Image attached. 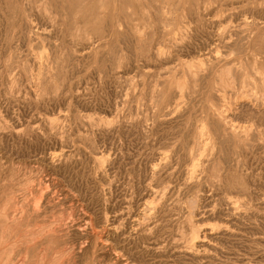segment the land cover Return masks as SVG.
<instances>
[{"label":"rangeland","instance_id":"374dc122","mask_svg":"<svg viewBox=\"0 0 264 264\" xmlns=\"http://www.w3.org/2000/svg\"><path fill=\"white\" fill-rule=\"evenodd\" d=\"M263 75L264 0H0V264H264Z\"/></svg>","mask_w":264,"mask_h":264},{"label":"bare ground","instance_id":"6f19581e","mask_svg":"<svg viewBox=\"0 0 264 264\" xmlns=\"http://www.w3.org/2000/svg\"><path fill=\"white\" fill-rule=\"evenodd\" d=\"M158 11H160V10H158ZM121 18H122V17H121ZM216 44H217V43H216ZM220 52H221V51H220ZM226 57H227V56H226ZM32 59H33V58H32ZM231 64H232V63H231ZM216 67H217V65H216ZM39 68H40V67H39ZM42 69H43V68H42ZM43 71H44V70H43ZM212 71H213V70H212ZM41 72H42V71H41ZM41 72H40V73H41ZM189 73H190V72H189ZM189 73H188V74H189ZM39 75H40V74H39ZM41 75L43 76L44 74L42 73ZM263 76H264V75H263ZM229 77H230V76H229ZM39 79H40V78H39ZM186 79H187V78H186ZM45 80H46V79H45ZM45 80H44V81H45ZM41 81H42V80H41ZM177 81H178V80H177ZM263 81H264V79H263ZM263 81H262V79H261V82H262V83H263ZM41 83H42V82H41ZM166 83H167V82H166ZM168 83H169V82H168ZM243 83H244V82H243ZM38 84H39V81H38ZM177 84H178V83H177ZM245 84H246V83H245ZM179 85H180V84H179ZM251 85H252V84H250V86H251ZM263 85H264V83H263ZM263 85H262V86H263ZM246 86H247V85H246ZM177 87H178V86H177ZM183 87H184V86H183ZM52 89H53V88H52ZM243 89H244V88H243ZM51 91H53V90H51ZM177 91H179V90L177 89ZM174 92H175V91H174ZM258 93H259V92H258ZM180 94H182V93H180ZM177 95H178V94H177ZM182 96H183V95H182ZM177 97H179V96H177ZM180 97H181V96H180ZM43 98H44V97H43ZM181 98H182V97H181ZM251 98H252V97H251ZM54 99H55V98H54ZM42 100H43V99H42ZM174 104H175V103H174ZM176 105H177V104H176ZM179 105H180V103H179ZM179 105H178V106H179ZM180 106H181V105H180ZM180 106H179V107H180ZM173 107H174V106H173ZM176 108H177V107H176ZM172 109H173V108H172ZM179 109H180V108H179ZM175 110H177V109H175ZM177 111H178V110H177ZM173 112H174V111H173ZM223 112H224V111H223ZM170 113H171V112H170ZM171 115H172V114H171ZM224 116H225V115H224ZM161 119H162V118H161ZM222 121H223V120H222ZM225 122H228V121H225ZM164 123H165V122H164ZM230 123H231V122H230ZM216 124H217V123H216ZM219 124H220V123H219ZM222 126H223V125H222ZM228 126H230V125H228ZM198 128H199V127H198ZM221 128H222V127H221ZM164 129H165V128H164ZM219 129H220V128H219ZM200 130H201V131H203V130L206 131L205 128H203V130H202V129H200ZM220 130H222V129H220ZM205 131H204V133H205ZM17 132H18V131H17ZM212 132H213V131H212ZM214 132H216V131H214ZM214 132H213V133H214ZM204 133H201V134H204ZM201 134H200V136H202ZM219 134H221L220 131H219ZM198 135H199V134H198ZM208 135H209V134H208ZM16 136H17V135H16ZM203 136H204V135H203ZM209 136H210V135H209ZM230 136H231V134H230ZM215 137H218V136L215 135ZM215 137H214V138H215ZM221 137H222V136H221ZM197 138H199V137H197ZM201 138H202V137H201ZM210 138H211V137H210ZM204 139H205V138H202V139L199 138V140H204ZM215 139H216V138H215ZM224 139H225V138H224ZM194 141H195V140H194ZM216 141H219V140H216ZM219 142H220V141H219ZM233 142H234V141H233ZM203 143H204V141H203ZM206 143H207V142H206ZM221 143H222V142H221ZM221 143H220V144H221ZM207 144H208V143H207ZM187 145H188V144H187ZM203 145H204V144H203ZM205 145H206V144H205ZM212 145H213V144H212ZM207 146H209V144H208ZM207 146H204L203 148L206 147V149H207ZM218 146H220V145H218ZM232 146H233V145H232ZM209 147H211V146H209ZM98 148H99V147H98ZM212 148H213V147H212ZM216 148H217V147H216ZM216 148H215V149H216ZM193 149H194V148H193ZM197 149H198V148H197ZM218 149H219V148H218ZM212 150H214V149H212ZM249 150H250V149H249ZM204 151H205V150H204ZM209 151H210V150H209ZM191 152H192V150H191ZM193 152H195V151L193 150ZM206 152H207V151H206ZM212 153H213V151H212ZM62 154H63V153H62ZM191 154L193 155V153H191ZM203 154H204V153H203ZM208 154H209V152H208ZM60 155H61V154H60ZM65 155H66V153H65ZM162 155H163V153L161 154V157H163ZM192 155H190V156H192ZM198 155H199V154H198ZM210 155L212 156L211 152H210ZM216 155H218V154H216ZM194 156H195V155H193L192 157H194ZM201 156H202V155H201ZM53 157H54V156H53ZM164 157H165V156H164ZM196 157H197V156H195V158H196ZM208 157H209V155H208ZM195 158H194V159H195ZM206 158H207V157H206ZM215 158H216V157H215ZM231 158H232V157H231ZM163 159H164V158H163ZM163 159H162V160H163ZM166 159H167V157H166ZM166 159H165V160H166ZM217 159H218V158H217ZM192 160H193V159H192ZM192 160H191V161H192ZM198 160H199V159H198ZM221 160H222V159H221ZM228 160H229V159H228ZM228 160H227V161H228ZM191 161H190V162H191ZM193 161H194V160H193ZM200 161H201V160H200ZM161 162H162V161L160 160V163H161ZM163 162H165V161H163ZM195 162H197L196 159H195ZM195 162H193L194 165L196 164ZM211 162H212V161H211ZM216 162H217V161H216ZM187 163H188V162H187ZM187 163H186V164H187ZM198 163H199V161H198ZM198 163H197V164H198ZM200 163H201V162H200ZM205 163H206V162H205ZM224 163H225V162H224ZM226 163H227V162H226ZM226 163H225V165H226ZM162 164H163V163H162ZM212 164H213V163H212ZM194 165H193V166H194ZM204 165H205V164H204ZM229 165H230V164H228V166H229ZM242 165H243V164H242ZM188 166H189V165H188ZM196 166H197V165H196ZM198 166H200V164H198ZM228 166H227V167H228ZM153 167H154V169H155V166H153ZM156 167H157V166H156ZM190 167H191V166H190ZM201 167H202V166H201ZM201 167H199V170H200V169L202 170ZM227 167H226V168H227ZM183 169H184V168H183ZM195 169H196V168H195ZM228 169H229V168H228ZM151 170H152V168H151ZM159 170H161V169L159 168ZM186 170H187V169H186ZM188 170H190V169H188ZM188 170H187V171H188ZM191 170H192V169H191ZM152 171H153V170H152ZM152 171H151V173H152ZM154 171H155V170H154ZM168 171H170V170H168ZM197 171H198V168H197ZM206 171H207V170H206ZM182 172H183V170H182ZM198 172H199V171H198ZM225 172H226V171H225ZM239 172H240V171H239ZM157 173H158V172H157ZM157 173H156V174H157ZM187 173H188V172H187ZM190 173H191V171H190ZM196 173H197L196 170H194V168H193V172L190 174L192 178H189L190 181H192L193 179L196 178ZM153 174H154V173H153ZM156 174H155V175H156ZM199 174H200V172H199ZM204 174H205V173H204ZM204 174H203V175H204ZM224 174H225V173H224ZM155 175H154V176H155ZM184 175H185V174H184ZM160 176H161V175H159V177H160ZM162 176H164V174H162ZM166 176H167V175H165V177H166ZM168 176H169V175H168ZM168 176H167V177H168ZM157 177H158V176H157ZM157 177H156V178H157ZM182 177H183V176H182ZM185 177H187V174H186ZM168 178H169V177H168ZM199 178H200V177H199ZM181 179H182V178H181ZM186 179H187V178H186ZM189 179H187V180H189ZM202 179L204 180V178H202ZM156 180H157V179H156ZM166 180H168V179H166ZM197 180H198V179H197ZM200 180H201V179H200ZM169 181H170V180H169ZM185 181H186V180H185ZM190 181H189V182H190ZM163 182H164V181H163ZM193 182H194V180H193ZM198 182H199V181H198ZM190 183H191V182H190ZM190 183H189V184H190ZM196 183H197V182H196ZM32 184H33V183H32ZM64 184H65V183H64ZM185 184H187V181H186ZM192 184H193V183H192ZM193 185H194V184H193ZM205 185H207V184H205ZM158 186H159V185H158ZM160 186H161V185H160ZM185 186H186V185H185ZM207 186H208V185H207ZM187 187H188V185H187ZM190 187H191V185H190ZM193 187H195V186H193ZM204 187H205V186H204ZM174 188H175V187H174ZM188 188H189V187H188ZM192 189H193V188H192ZM192 189H191V190H192ZM208 189H209V188H208ZM172 190H174V189H172ZM204 190H205V189H204ZM204 190H202V192H203ZM212 190H213V189H212ZM212 190H211V191H212ZM152 191H154V190H152ZM152 191H151V194H152ZM157 191H159V190H157ZM157 191H155L154 194H156ZM184 191H186V190H184ZM211 191H210V193H211ZM187 192H188V191H187ZM76 193H77V192H76ZM159 193H160V192H158V195H159ZM191 193H193V192H191ZM189 194H190V192H189ZM198 194H199V193H198ZM207 194H208V193H207ZM207 194H206V195H207ZM200 195H201V194H200ZM202 195H203V194H202ZM202 195H201V196H202ZM211 195H212V194H211ZM180 196H181V195H180ZM207 196H208V195H207ZM153 197H154V196H153ZM185 197H186V195H185ZM195 197H196V195H195ZM209 197H210V195H209ZM156 198H157V197H156ZM106 199H107V198H106ZM182 199H183V198H182ZM191 199H192V198H191ZM205 199H206V198H205ZM205 199H204V200H205ZM193 200H194V199H193ZM193 200H192V202H193ZM206 201H207V200H206ZM232 201H233V200H232ZM233 202H235V201H233ZM193 203H195V202H193ZM148 204H149V203H148ZM188 204H189V203H188ZM236 204H237V203H236ZM195 205H196V204H195ZM202 205H203V204H202ZM234 205H235V204H234ZM145 206H146V205H145ZM150 206H151V205H150ZM150 206H149V207H150ZM161 206H162V205H161ZM193 206H194V204H193ZM198 206H199V204H198ZM236 206H237V205H236ZM232 207H233V206H232ZM84 208H85V207H84ZM194 208H195V207H194ZM190 209H191V208H190ZM233 209H234V212H235L236 209H235L234 207H233ZM242 209H243V208H242ZM20 210H21V209H20ZM152 210H154V209H153V206H152ZM192 210H193V209H192ZM192 210H191V212H192ZM145 211H146V210H145ZM147 211H149V209H148ZM150 211H151V210H150ZM237 211H238V209H237ZM239 212H240V211H239ZM143 213H144V212H143ZM193 213H194V212H193ZM242 213H243V212H242ZM242 213H241V214H242ZM186 214H187V213H186ZM188 214H189V213H188ZM241 214H240V215H241ZM190 215L193 216L194 214H191V213H190ZM195 215H196V214H195ZM198 215H199V214H198ZM198 215H197V216H198ZM227 215H228V214H227ZM244 215H245V214H244ZM225 216H226V215H225ZM194 217H195V216H194ZM113 218H114V217H113ZM237 218H238V217H237ZM235 219H236V218H235ZM240 220H241V219H240ZM135 221H136V220H135ZM193 221H194V220H193ZM196 221H197V220H196ZM199 221H200V220H199ZM199 221H198V222H199ZM224 221H225V220H224ZM235 221H236V220H235ZM133 222H134V221H133ZM200 222H201V221H200ZM232 222H233V221H232ZM137 223H138V222H137ZM241 223H242V222H241ZM196 224H197V223H196ZM196 224H195L194 226H196ZM225 224H226V223H225ZM227 225H228V224H227ZM227 225H226V226H227ZM130 226H131V225H130ZM223 226H225V225H223ZM232 226H233V225H232ZM197 227H198V225H197ZM195 228H196V227H195ZM224 228H227V227H224ZM208 230H209V229H208ZM211 230L213 231V229H211ZM221 230H222V229H221ZM223 230H224V229H223ZM226 230H227V229H226ZM134 231H135V230H134ZM194 231H195V230H194ZM219 231H220V230H219ZM198 232H199V231H198ZM213 232H214V231H213ZM216 233H217V232H216ZM226 233H227V232H226ZM198 234H199V233H197V235H198ZM210 234H211V233H210ZM231 234H232V233H231ZM195 235H196V233H195ZM197 235H196V236H197ZM213 236H214V234H213ZM198 237H199V235H198ZM195 238H196V237H195ZM206 238H207V237H206ZM209 238H211V237H209ZM203 239H204V238H203ZM196 240H198V239L196 238ZM208 240H209V239H208ZM208 240H207V242H208ZM202 241H203V240H202ZM209 241H210V240H209ZM194 243H196V242H194ZM197 243H198V242H197ZM201 243H203V242H201ZM211 243L213 244L212 241H211ZM104 244H105V243H104ZM191 244H192V243H191ZM209 245H210V244H209ZM195 246H196V245H195ZM207 246H208V245H207ZM192 247H193V244H192ZM37 248H38V247H37ZM197 248H198V247H197ZM195 249H196V248H195ZM212 251L214 252V250H212ZM117 253H118V252H117ZM203 253H204V252H203ZM190 255H191V254H190ZM193 258H194V257H193ZM117 260H119V259H117ZM128 264H129V263H128Z\"/></svg>","mask_w":264,"mask_h":264}]
</instances>
